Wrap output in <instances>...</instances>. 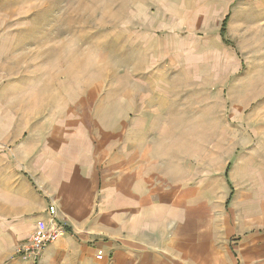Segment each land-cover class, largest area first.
Here are the masks:
<instances>
[{"label":"crops","instance_id":"0c3cea01","mask_svg":"<svg viewBox=\"0 0 264 264\" xmlns=\"http://www.w3.org/2000/svg\"><path fill=\"white\" fill-rule=\"evenodd\" d=\"M152 101L6 130L0 264H264V130L223 148ZM50 208L73 234L27 254Z\"/></svg>","mask_w":264,"mask_h":264},{"label":"rangeland","instance_id":"374dc122","mask_svg":"<svg viewBox=\"0 0 264 264\" xmlns=\"http://www.w3.org/2000/svg\"><path fill=\"white\" fill-rule=\"evenodd\" d=\"M123 98L223 148L264 130V0H0V151L6 130Z\"/></svg>","mask_w":264,"mask_h":264},{"label":"built area","instance_id":"2783aa9c","mask_svg":"<svg viewBox=\"0 0 264 264\" xmlns=\"http://www.w3.org/2000/svg\"><path fill=\"white\" fill-rule=\"evenodd\" d=\"M50 219L45 223H40L37 229L32 233L30 240L28 241L25 251L38 255V253L51 243L56 242L65 232L64 227L55 217L54 208H50ZM101 258V254L97 255Z\"/></svg>","mask_w":264,"mask_h":264}]
</instances>
